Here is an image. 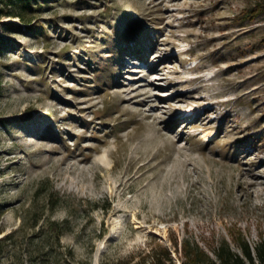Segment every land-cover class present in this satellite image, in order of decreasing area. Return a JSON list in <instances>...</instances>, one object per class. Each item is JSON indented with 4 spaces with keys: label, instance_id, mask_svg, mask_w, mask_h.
I'll return each instance as SVG.
<instances>
[{
    "label": "rangeland",
    "instance_id": "obj_1",
    "mask_svg": "<svg viewBox=\"0 0 264 264\" xmlns=\"http://www.w3.org/2000/svg\"><path fill=\"white\" fill-rule=\"evenodd\" d=\"M26 1L0 0V264H153L162 245L181 264L174 242L236 248L241 232L254 245L258 0Z\"/></svg>",
    "mask_w": 264,
    "mask_h": 264
},
{
    "label": "trees",
    "instance_id": "obj_2",
    "mask_svg": "<svg viewBox=\"0 0 264 264\" xmlns=\"http://www.w3.org/2000/svg\"><path fill=\"white\" fill-rule=\"evenodd\" d=\"M45 1L47 0H43V2ZM5 4H9V1H6ZM25 5L31 6V2L27 0ZM245 13L251 16L264 13V0H258L256 5L246 10ZM20 15L23 20H26L23 14ZM48 224L51 229H57L55 222ZM232 238L236 248L223 237L216 244H212L209 250L204 249L198 242H191L188 239L182 243L181 250H179L178 243L174 242L175 251H181V264H264L263 234L254 245L247 240L242 232L232 235ZM147 256L152 258L153 264H178L174 260L170 248L164 245L152 249ZM79 264L86 263L80 262Z\"/></svg>",
    "mask_w": 264,
    "mask_h": 264
}]
</instances>
